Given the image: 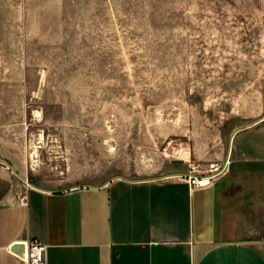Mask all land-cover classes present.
<instances>
[{
	"label": "rangeland",
	"instance_id": "obj_1",
	"mask_svg": "<svg viewBox=\"0 0 264 264\" xmlns=\"http://www.w3.org/2000/svg\"><path fill=\"white\" fill-rule=\"evenodd\" d=\"M262 115L264 0H0V160L31 182L208 174Z\"/></svg>",
	"mask_w": 264,
	"mask_h": 264
},
{
	"label": "crops",
	"instance_id": "obj_2",
	"mask_svg": "<svg viewBox=\"0 0 264 264\" xmlns=\"http://www.w3.org/2000/svg\"><path fill=\"white\" fill-rule=\"evenodd\" d=\"M219 167L200 186L173 174L53 187L0 160V264H24L30 238L46 264H264V115L234 131Z\"/></svg>",
	"mask_w": 264,
	"mask_h": 264
},
{
	"label": "built area",
	"instance_id": "obj_3",
	"mask_svg": "<svg viewBox=\"0 0 264 264\" xmlns=\"http://www.w3.org/2000/svg\"><path fill=\"white\" fill-rule=\"evenodd\" d=\"M221 169L222 167H217L211 169V173L202 174L198 172L196 165L189 163L186 174L179 176H184L192 186H200L207 184L213 176L221 171ZM25 183L27 184L26 181ZM18 201L24 203L25 197L23 195L19 196ZM45 252L46 244L44 242L39 241L36 238H30L25 243V248L20 258L24 264H46Z\"/></svg>",
	"mask_w": 264,
	"mask_h": 264
},
{
	"label": "water",
	"instance_id": "obj_4",
	"mask_svg": "<svg viewBox=\"0 0 264 264\" xmlns=\"http://www.w3.org/2000/svg\"><path fill=\"white\" fill-rule=\"evenodd\" d=\"M248 124H251V122L250 123H247V124H244V125H248ZM244 125H241L240 127H242V126H244ZM240 127H237V128H235L234 129V131H236L238 128H240ZM234 131H233V133H234ZM233 133H232V135H233ZM232 137V136H231ZM229 149H230V147H229ZM173 174H175V175H184V174H186V173H181V172H171V173H167V174H165V175H162V176H166V175H173ZM11 248H13V246L11 247Z\"/></svg>",
	"mask_w": 264,
	"mask_h": 264
}]
</instances>
